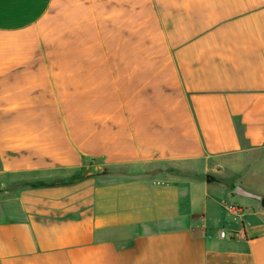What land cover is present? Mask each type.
Masks as SVG:
<instances>
[{
	"label": "crops",
	"instance_id": "obj_1",
	"mask_svg": "<svg viewBox=\"0 0 264 264\" xmlns=\"http://www.w3.org/2000/svg\"><path fill=\"white\" fill-rule=\"evenodd\" d=\"M0 264H264V0H0Z\"/></svg>",
	"mask_w": 264,
	"mask_h": 264
},
{
	"label": "built area",
	"instance_id": "obj_2",
	"mask_svg": "<svg viewBox=\"0 0 264 264\" xmlns=\"http://www.w3.org/2000/svg\"><path fill=\"white\" fill-rule=\"evenodd\" d=\"M233 210V207H230ZM220 236L223 238L241 239L245 238V232L243 230H221Z\"/></svg>",
	"mask_w": 264,
	"mask_h": 264
}]
</instances>
